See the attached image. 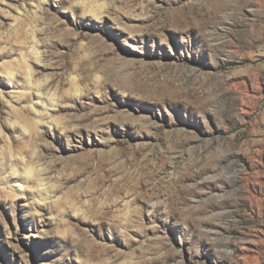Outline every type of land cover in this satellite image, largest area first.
<instances>
[{"label": "rangeland", "instance_id": "obj_1", "mask_svg": "<svg viewBox=\"0 0 264 264\" xmlns=\"http://www.w3.org/2000/svg\"><path fill=\"white\" fill-rule=\"evenodd\" d=\"M0 264H264V0H0Z\"/></svg>", "mask_w": 264, "mask_h": 264}]
</instances>
